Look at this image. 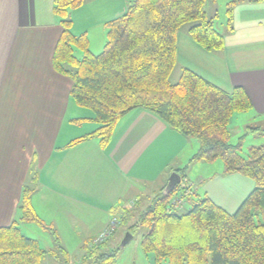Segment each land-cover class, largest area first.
I'll return each instance as SVG.
<instances>
[{
    "label": "trees",
    "instance_id": "obj_1",
    "mask_svg": "<svg viewBox=\"0 0 264 264\" xmlns=\"http://www.w3.org/2000/svg\"><path fill=\"white\" fill-rule=\"evenodd\" d=\"M86 1L55 0L53 5L62 25L53 66L71 77L70 94L78 105L92 109L100 124L72 144L97 136L106 145L120 118L133 109L145 108L184 136L198 139L199 149L190 161L220 158L226 172H240L255 180L253 190L234 213L209 196L178 213L172 196H185L191 188L180 183L169 194H164L163 188L128 230H145L141 245L153 256L152 264L164 260L169 264H264V146L251 147L244 158L240 146L230 142L232 116L251 109V98L242 86L226 91L187 67H180L178 82L171 81L178 66L176 38L184 24L197 21L189 33L204 49L218 52L224 48V35L206 10L208 1L215 0H130L123 15L106 23L108 41L98 54L89 49L85 34L77 36L71 31L70 10ZM259 1L232 0L228 25L237 4ZM74 46L84 51L81 58L75 55ZM177 171L184 179L185 169ZM33 193L31 184L24 186L21 220L52 229L58 239L57 230L36 212ZM122 215L121 222L126 224L130 209ZM101 244L93 246L92 264H114L116 252L100 253ZM46 254L37 239L23 233L16 219L0 227V264H42Z\"/></svg>",
    "mask_w": 264,
    "mask_h": 264
},
{
    "label": "crops",
    "instance_id": "obj_2",
    "mask_svg": "<svg viewBox=\"0 0 264 264\" xmlns=\"http://www.w3.org/2000/svg\"><path fill=\"white\" fill-rule=\"evenodd\" d=\"M54 1L0 0V227L17 218L25 185L34 188L32 204L38 215L59 228L48 216L56 201L105 214L108 209L112 214L124 198L125 205L136 206L143 203L141 194L149 198L152 179L189 154L190 137L145 108L120 118L106 145L97 136L72 144L100 124L70 94L71 77L53 66L62 32ZM129 2L87 0L80 7L86 11L78 16L107 27L126 12ZM222 34L224 48L210 52L178 32L177 63L226 91L244 87L252 112L264 114V0L237 4ZM199 146L193 145V155ZM116 216L108 218L104 229Z\"/></svg>",
    "mask_w": 264,
    "mask_h": 264
},
{
    "label": "rangeland",
    "instance_id": "obj_3",
    "mask_svg": "<svg viewBox=\"0 0 264 264\" xmlns=\"http://www.w3.org/2000/svg\"><path fill=\"white\" fill-rule=\"evenodd\" d=\"M231 1H208L206 6L208 15L215 17V28L221 33H225L229 27L228 7ZM80 7L70 10L73 21L71 31L77 36L85 34L88 39L89 49L95 54L101 53L108 41L109 28L108 26L104 27V24L95 25L94 22L87 21L83 14L78 16L79 12H85L87 9V7ZM58 19L60 21L61 18L58 17ZM195 23L197 21L184 24L179 32H186L191 36L189 28ZM87 29H89L88 32ZM74 53L81 58L84 51L78 46H74ZM180 67L182 66L178 64L172 73L171 81L173 83L178 82L180 78ZM230 126V142L240 146L239 153L244 158L248 157L251 147L264 146V114L257 115L251 109L235 112ZM189 139L190 142L187 144L188 148H186L189 153L187 157L183 153V157L176 164L170 165L163 175L152 179L146 190V193L150 194L149 198L141 194L140 199L143 203L135 207L134 205H125L127 198H124L122 202L115 206L112 214L114 216L117 215L115 217L118 219L117 228L105 240L106 242L98 247V251L102 254L116 252L114 264H152L151 257L153 256L147 255L141 245L142 234L145 230L138 228L133 231L132 238L124 247H120V245L129 231L128 228L137 222L139 214L144 209L142 204L143 206L148 205L152 197L162 192L163 188L167 186L171 174L175 171V167L177 169H185L186 176L184 181L191 185L190 193L180 198L181 207L176 209L178 213L186 212L199 198L206 196H209L231 213H234L253 190L255 180L252 177L240 172H226L224 161L220 158L213 161H190L193 156L192 147L193 145L199 146V141L196 137H190ZM182 185H185V183L182 182ZM180 195L178 193L174 194L171 200L176 199ZM53 205L55 208L49 211L50 215L48 216L56 219L59 225V228L55 227L58 239L52 229L44 228L36 222L21 220V211L16 218L23 233L33 239H37L46 250L47 254L42 259V264H92L95 261V254L92 253L95 245L93 239L99 236L107 224L108 218L112 217L110 209L107 211L109 212L108 215L101 210L89 209L86 206H81L83 209L80 206L77 208L70 202L56 201ZM124 205L130 209V217L126 224L121 222L123 213L121 207ZM73 214L76 217L72 216ZM45 222L50 225L49 222ZM162 264H169V262L164 260Z\"/></svg>",
    "mask_w": 264,
    "mask_h": 264
},
{
    "label": "built area",
    "instance_id": "obj_4",
    "mask_svg": "<svg viewBox=\"0 0 264 264\" xmlns=\"http://www.w3.org/2000/svg\"><path fill=\"white\" fill-rule=\"evenodd\" d=\"M179 194H180V193H179ZM179 194H178V195H179ZM182 197H183V196L180 195V196L177 197L176 199L171 200L172 206L177 207V208L181 207V205H180V203H181L180 198H182ZM117 224H118V219H117V218H114V219L112 220L111 224L108 226V228H106L103 232H101V233L99 234V236H97V237L94 239V241H93L94 244H95V245H99V244H101L102 242H104V241L109 237V235L112 234V233L116 230V228H117Z\"/></svg>",
    "mask_w": 264,
    "mask_h": 264
},
{
    "label": "water",
    "instance_id": "obj_5",
    "mask_svg": "<svg viewBox=\"0 0 264 264\" xmlns=\"http://www.w3.org/2000/svg\"><path fill=\"white\" fill-rule=\"evenodd\" d=\"M181 181H182L181 174L178 171H174L171 174L169 182L164 189V194H169L172 191H174L177 188V186L181 183ZM131 238H132V233L130 231H128L126 236L122 240L120 247H124L129 242V240Z\"/></svg>",
    "mask_w": 264,
    "mask_h": 264
}]
</instances>
